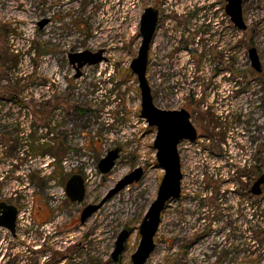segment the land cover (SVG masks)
I'll return each instance as SVG.
<instances>
[{
  "label": "rangeland",
  "instance_id": "374dc122",
  "mask_svg": "<svg viewBox=\"0 0 264 264\" xmlns=\"http://www.w3.org/2000/svg\"><path fill=\"white\" fill-rule=\"evenodd\" d=\"M182 1L189 3L186 8L200 2L166 0L165 12L179 14L176 6ZM149 3L0 0V200L17 207L22 217L18 234L0 227V264H26L18 256L27 254L23 243L28 240L43 245L49 254L51 249L67 248L71 259L66 264H132L140 243L139 227L164 176L154 148L157 132L141 117L138 80L130 69L141 45V16ZM243 14L248 29L238 30L232 23L226 38L223 34L221 38L222 53L224 43L230 42L226 51L231 79L243 82L236 87L225 83L224 77L211 88L164 84L159 68L161 34L154 42L147 75L155 105L188 110L199 136L179 144L182 195L163 211L156 246L146 264H264V213H260L264 194L260 200L250 196L239 200L238 205L246 202V206L238 216L224 211L234 207L232 195L230 200H217L223 206L213 212L217 194L245 191L241 183L245 181L250 191L264 174V74L257 75L249 58V49L256 48L264 70V0H244ZM51 15L55 20L40 29L39 22ZM102 49L107 60L84 67L82 76L75 78L68 55ZM65 89L72 115L70 150L63 152L54 148L63 138L60 132L45 137L50 121L38 111L44 106L43 97L64 95ZM16 97L19 103L13 100ZM75 107L86 112L78 116ZM116 149L120 153L115 167L103 174L100 161ZM137 168L144 171L142 179L103 202ZM73 175H81L85 183L83 203L68 202L65 187ZM210 181L217 183L211 187ZM102 202L101 210L85 223L77 221L81 204ZM31 207L35 222L28 218ZM65 220L71 221L72 229L70 240L60 248L50 235ZM41 222L46 223L37 227ZM29 223L34 226L31 236L23 231ZM221 227L230 236L246 227V241L229 247L220 244L224 235L218 240L215 232ZM123 229L131 234L115 262L112 253ZM225 251L231 252V258L221 261ZM34 256L37 264L43 262L40 251Z\"/></svg>",
  "mask_w": 264,
  "mask_h": 264
},
{
  "label": "flooded vegetation",
  "instance_id": "af4514ba",
  "mask_svg": "<svg viewBox=\"0 0 264 264\" xmlns=\"http://www.w3.org/2000/svg\"><path fill=\"white\" fill-rule=\"evenodd\" d=\"M188 4L189 3L187 2H183V1L180 2L176 6V9L179 11V14L170 15L167 12H165L166 0H150V3L146 8H153L154 10H156L158 12V20L149 52L148 69L150 70L152 68L153 60L151 55H152L153 46L155 45L154 42L156 41L158 35L161 34L162 42L160 45L161 55L159 59V68L161 69L162 72H164L162 74L163 77L161 80L164 84L171 82H175L174 84L177 85L203 84L205 87L211 88L217 84L216 82L217 78L220 79L218 81V84H221L222 77H224L225 83H229V84L233 83L231 79V59L226 51V48L229 46L230 42L224 43L225 50L223 53L221 52L222 34L223 37L226 38L232 24L231 16L227 13L226 10L228 4L227 1L200 0V2L195 6H189L186 8ZM48 20L49 23L53 22L55 20L54 15H51V17ZM252 69L257 73V75L263 76L264 70L262 68V64H261V71H256L253 67ZM242 83H240L239 81H234L233 84L234 87H236ZM262 86L264 87V80H262ZM63 92L65 93L64 95H51L48 97H43L42 100H44L43 101L44 106H42L41 111H38V114L41 115L40 117L46 118L48 116V119L50 121L48 123L49 130L48 131L46 130L48 134L46 133L47 135L45 134V137H49V134L54 135L56 131L60 132L59 134H61L63 138L57 139L56 143L55 144L53 143L55 146L54 145L53 146L58 151L66 152L70 150L68 127L71 123L72 104H71L70 95L67 94L68 92L67 89H65ZM13 100L19 103L17 97L13 98ZM82 111L83 110L81 108L75 107L74 114L76 115L78 114L79 116L80 114H83ZM190 119L192 122V118ZM49 148L51 149V147ZM209 183L211 184V187H214L217 182L210 181ZM241 183L242 185H244L245 191L224 193L223 195L217 194L218 196L213 197V204H214L213 212L216 211L220 212V210L222 209L220 205L223 206V204L218 205L217 200L219 201L223 199L230 200V195L233 196L232 198L234 199V204H233L234 207L228 208L225 205L224 207L226 208H224V211L225 212L232 211L235 214H237V216L238 214L244 212L246 206V202H242L240 205H238L239 200L244 201L247 199L248 196H250L252 199L260 200L262 198L264 194L263 193L264 185L261 186V193L259 195H254L251 192L252 187L250 188V191H248V187L247 185H245L246 181L244 183L243 182ZM68 202H71L70 199L68 200ZM103 202L99 203L101 204V206L98 209V211L101 210L103 206ZM3 203L6 202L0 200V205ZM259 203L260 202H258V204ZM89 205L91 204H85V205L81 204V207L76 215L77 221L81 222L82 212ZM92 205H97V204H92ZM4 210L5 209L3 207H0V218L4 217ZM260 213L263 214L264 211L261 210ZM31 220H33L32 215H31ZM214 221L216 220L214 219ZM45 223L46 222H41L40 224H36V226L38 227L39 225H44ZM70 224L71 221L67 223L65 220L64 222L54 227L53 233L50 235V237H52V239L50 240L51 241L57 240V242L60 243L59 245L60 248L63 243H66L68 240H70V231L72 229ZM27 225L29 227H27L23 231L25 234L27 233L28 236H31L30 234L33 232V231L31 232V230L34 229L33 228L34 226H32V223H29ZM246 230H247L246 227L244 231L243 228H241L239 231H234V234L230 236L231 232L228 231L227 234L224 235V232L221 227L220 229H218L217 232H215V235H219L218 240L221 238V235H224L222 237V241L220 240V244L222 242L224 246L229 247L233 243L235 242L239 243L243 239L244 241H246L247 239V234L245 233ZM18 231L19 233L21 232V230H19L17 227L15 234ZM44 235L47 236L46 233H44ZM253 238H251V240ZM33 242L34 241L28 240L25 243H23L27 247L26 250L27 254H21L18 256V258L21 259L23 263L37 264V258L34 259L35 257L34 255L35 253L38 255L39 251L41 254H44V257L42 258L43 262L41 264H66L67 260L69 259L70 261L71 259L70 255L67 252V248H64V250L58 249L56 251L51 249L52 252L51 254H49V250L43 249V245L35 246L33 245L34 244ZM230 258H231L230 251H225L223 255H220L221 261H228L230 260Z\"/></svg>",
  "mask_w": 264,
  "mask_h": 264
},
{
  "label": "water",
  "instance_id": "95a60500",
  "mask_svg": "<svg viewBox=\"0 0 264 264\" xmlns=\"http://www.w3.org/2000/svg\"><path fill=\"white\" fill-rule=\"evenodd\" d=\"M227 13L231 16L233 25L241 31H246L248 26L243 16V0H226ZM158 12L153 8H146L140 20L141 45L138 55L133 59L130 69L137 77L141 94V117L148 126L156 129L154 148L156 160L164 176L158 189L157 198L149 207L139 227L140 243L131 257L132 264H146L151 253L155 249V235L161 222L162 213L171 200L179 199L182 195V164L179 152V144L184 140L196 141L198 132L191 122V114L186 109L165 110L155 105L150 81L148 79V62L151 43L153 40ZM49 24L48 19L39 22L38 26L43 29ZM104 50L92 52L70 53L68 59L75 70V78L82 76V69L86 66L99 65L106 61ZM251 65L256 71H261V60L256 48L249 49ZM120 149L110 151L99 163V169L103 174L109 173L116 165ZM144 175L142 168L133 170L130 174L121 179L116 186L109 191L104 201L112 198L127 186L139 182ZM264 185V174L253 184L251 192L254 195L261 193V186ZM66 194L71 202L82 203L86 197V187L83 178L73 175L66 183ZM101 204L87 206L81 215V223H85L100 208ZM4 210V217L0 218V226L8 229L13 235L16 232L18 209L14 205L3 203L0 205ZM131 232L123 229L119 234L115 249L112 253L113 261L117 262L125 250V244Z\"/></svg>",
  "mask_w": 264,
  "mask_h": 264
},
{
  "label": "bare ground",
  "instance_id": "6f19581e",
  "mask_svg": "<svg viewBox=\"0 0 264 264\" xmlns=\"http://www.w3.org/2000/svg\"><path fill=\"white\" fill-rule=\"evenodd\" d=\"M142 119H143V118H142ZM91 173H92V172H89V173H88L89 176H91ZM19 216H20V210H19V212H18L17 222H18V220H20V219H19ZM30 217H31V215H30ZM21 219H22V217H21ZM17 226H18V224L16 225V228H17Z\"/></svg>",
  "mask_w": 264,
  "mask_h": 264
},
{
  "label": "built area",
  "instance_id": "2783aa9c",
  "mask_svg": "<svg viewBox=\"0 0 264 264\" xmlns=\"http://www.w3.org/2000/svg\"><path fill=\"white\" fill-rule=\"evenodd\" d=\"M30 209L32 210V207L31 208H29L28 210H27V212H28V218L30 219V221H31V217H30V215H31V212H30ZM19 219L21 220V217L19 216ZM29 221V222H30Z\"/></svg>",
  "mask_w": 264,
  "mask_h": 264
},
{
  "label": "trees",
  "instance_id": "16d2710c",
  "mask_svg": "<svg viewBox=\"0 0 264 264\" xmlns=\"http://www.w3.org/2000/svg\"><path fill=\"white\" fill-rule=\"evenodd\" d=\"M17 58V57H16ZM17 63V60H15V64ZM86 111H82V113H85Z\"/></svg>",
  "mask_w": 264,
  "mask_h": 264
}]
</instances>
